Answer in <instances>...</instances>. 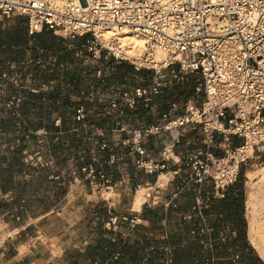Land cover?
I'll use <instances>...</instances> for the list:
<instances>
[{
  "label": "built area",
  "instance_id": "built-area-1",
  "mask_svg": "<svg viewBox=\"0 0 264 264\" xmlns=\"http://www.w3.org/2000/svg\"><path fill=\"white\" fill-rule=\"evenodd\" d=\"M0 12L25 16L30 36L24 84L8 101L14 115L25 102L34 108L38 96L49 111L66 109L53 111L55 131L28 126L22 137L54 134L61 144L106 153L99 162L78 152V170L92 183L113 189L139 181L149 205L155 189L178 182L164 203L173 208L194 183L182 217L204 219L240 167L264 154V0H0ZM111 28L144 38L140 53H128L117 34L106 37ZM43 30L61 36L66 50L33 42ZM6 77L19 84L18 72ZM121 220L142 221L133 210ZM157 250L159 264L172 263L169 247Z\"/></svg>",
  "mask_w": 264,
  "mask_h": 264
},
{
  "label": "rangeland",
  "instance_id": "rangeland-1",
  "mask_svg": "<svg viewBox=\"0 0 264 264\" xmlns=\"http://www.w3.org/2000/svg\"><path fill=\"white\" fill-rule=\"evenodd\" d=\"M26 23L27 18L24 16L3 15L0 12V38L5 45V48L0 49V76L11 73L12 70L20 76L18 85L7 77L0 79V177H6L9 186L7 191L0 187V264H22L23 253L35 251L48 261L45 264H90L84 252L100 230L111 231L105 232L104 237L113 239L120 233L123 240L139 247V250L143 237L149 242L148 245L153 244L157 248L167 246L171 253L178 243L183 246L194 241L189 234V224L182 217L189 211L191 204L182 199V196L185 198L186 195H191L186 190L191 183L185 185L179 194L177 208L166 207L164 203L169 200L172 189L177 187L178 182L167 190L155 189L153 193L158 197L154 202L150 200L149 205L147 202L142 204L147 189L141 188L136 192L139 181H133L128 186L106 189L85 179V175L79 172L78 168L82 162L79 159V151H87L88 155L99 159V162L106 158V153L102 156L98 154L97 149H80V142L61 144L55 140L54 134L45 140L38 135L22 137L28 126L36 129L46 125L49 130L55 131L53 111L60 110L62 114L66 111L65 108L55 105L52 106V111H49L48 106L40 105L39 96L35 97L37 104L34 108L25 102L18 115H14V109L8 106L10 97L24 84L27 68L24 61L28 43L18 47L16 39L23 35ZM32 41L50 49L66 50L61 36L49 30L35 36ZM6 49L11 50L6 53ZM11 53H14L13 59L10 58ZM69 53L72 55L71 51L64 55ZM19 121L20 126L17 123ZM18 132L20 136H16ZM18 138L21 139L20 142H17ZM14 151H17L15 157L24 165L18 170L16 164L12 163V173L8 175L4 170L13 162ZM263 167L264 154L248 160L246 165L240 167L237 180L242 179L244 198L245 195L247 197L248 186H260L263 183ZM114 171L116 179H119L121 175L118 168L115 167ZM139 191L143 192L142 196L138 195ZM138 201H141L142 208L140 217L146 215L153 220L141 218L143 221L132 226L128 221L121 219L124 215H129L131 210L137 209L135 205ZM245 210L244 207V217ZM111 216L120 218L118 227L109 224ZM204 219L211 224V219ZM16 226L23 229L18 232ZM221 233L226 235L224 231ZM206 241L208 242H204L202 248L205 251L214 249V242L211 243L209 236H206ZM131 251L127 261H142V253H139L141 250L137 251L133 247ZM261 258L264 261V258ZM182 263L192 264L189 261Z\"/></svg>",
  "mask_w": 264,
  "mask_h": 264
},
{
  "label": "trees",
  "instance_id": "trees-1",
  "mask_svg": "<svg viewBox=\"0 0 264 264\" xmlns=\"http://www.w3.org/2000/svg\"><path fill=\"white\" fill-rule=\"evenodd\" d=\"M44 31L37 33L35 36L44 34ZM29 39L30 36L28 35L26 25L23 35L16 39V43L19 44L18 47L25 46ZM7 42L10 43L11 41ZM4 46L3 39L0 38V49L5 48ZM9 50L11 49H6L5 52H9ZM10 56L13 59L14 53H11ZM16 155L17 151H14L13 162L9 163L4 170L8 175L12 173V163L16 164L18 170H21L24 165L21 160L15 157ZM0 187L3 191L8 190L9 186L6 177H0ZM244 207L246 209L244 186L242 179H239L234 185L224 190L222 197L212 199L208 207L203 209L204 218L208 219L209 214L214 215V217H211V224L200 217H193L190 221L187 220L189 234L194 238V241L183 246L178 243L173 247L171 264H181L185 261H189L192 264H250L249 260L252 261V264H263L256 255L257 252L248 241ZM141 218L153 220L146 217V215H142ZM203 228L204 230L202 231ZM191 230L195 232L192 234ZM221 231H224L226 235L224 233L220 234ZM105 232L111 231L100 230L98 236L86 246L84 255L90 261V264H157L158 248L153 244L148 245L149 242L145 237H143L141 242L140 251L139 247L130 245L127 241L123 240L120 233L113 239L104 237ZM232 232L235 234L233 235ZM206 236H209L211 243L214 242V249L211 248V250L205 251L202 248L203 243L208 242L206 241ZM136 242L139 243V241ZM133 247L137 251H140L139 253H142V261H127ZM238 247L247 250L248 259L238 251ZM116 253H119V256L117 259H114Z\"/></svg>",
  "mask_w": 264,
  "mask_h": 264
},
{
  "label": "bare ground",
  "instance_id": "bare-ground-1",
  "mask_svg": "<svg viewBox=\"0 0 264 264\" xmlns=\"http://www.w3.org/2000/svg\"><path fill=\"white\" fill-rule=\"evenodd\" d=\"M114 34L119 35L123 44L126 45L125 49L131 55H137L142 50L144 38L132 30L124 29L123 31L118 32L114 28H111L110 30L105 31L106 37ZM261 175L264 177V167ZM158 179L157 184L161 185L162 181L165 179V174L163 172L160 173ZM141 188L143 187H140L139 189ZM142 193V191H139L138 195L141 194L142 196ZM246 216L248 222L249 242L260 254L257 253L259 257L261 256L264 258V181L260 186H255L254 184L248 186Z\"/></svg>",
  "mask_w": 264,
  "mask_h": 264
},
{
  "label": "crops",
  "instance_id": "crops-1",
  "mask_svg": "<svg viewBox=\"0 0 264 264\" xmlns=\"http://www.w3.org/2000/svg\"><path fill=\"white\" fill-rule=\"evenodd\" d=\"M232 142H233L234 145H238L239 144V139L232 138ZM213 152H214L215 155H221L222 154V150L221 149H213ZM196 186H197L196 184L191 183V185L186 189V190H188L187 192L190 193L191 195H188V196L186 195L185 198L182 196V199L185 200V203H188V202L191 203L192 202L193 196H194V189H195ZM206 188L208 189V188H210V186H206ZM188 198H190V199H188ZM140 204H141V201H138L136 203V205H135V208H137V209H133L132 208L134 211L138 212L139 216L141 215V212H142V208H141ZM245 205H246V195H245ZM245 215H246V213H245ZM211 217H214V215L213 214H209L208 219H211ZM141 220L143 221V219H141ZM246 220H247V216H246ZM15 228L18 229V232H20V230L23 229V228L19 229L18 226H16ZM232 233H233V235L235 234L234 232H232ZM247 236H248V222H247ZM248 241H249V236H248ZM237 249H238L239 252H241L242 255H245L246 259H248V252H247L246 249L240 248V247H238ZM16 250H19V249L16 248ZM17 254H18V252H17ZM23 254H24L23 255L24 258L22 260H23L24 263H22V264H45L46 262H48L42 257V255L40 253H38V251H35V253H33V252L32 253H29V252L25 253L24 252ZM249 263L252 264V261L249 260Z\"/></svg>",
  "mask_w": 264,
  "mask_h": 264
},
{
  "label": "water",
  "instance_id": "water-1",
  "mask_svg": "<svg viewBox=\"0 0 264 264\" xmlns=\"http://www.w3.org/2000/svg\"><path fill=\"white\" fill-rule=\"evenodd\" d=\"M257 256L259 257V255L257 254ZM259 259L262 261V259L259 257ZM263 262V261H262ZM264 263V262H263Z\"/></svg>",
  "mask_w": 264,
  "mask_h": 264
}]
</instances>
